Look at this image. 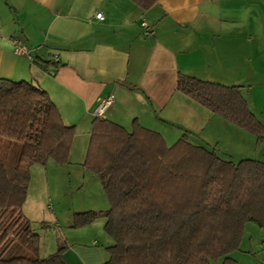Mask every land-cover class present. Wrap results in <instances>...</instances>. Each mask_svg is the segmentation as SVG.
<instances>
[{
    "label": "crops",
    "instance_id": "0c3cea01",
    "mask_svg": "<svg viewBox=\"0 0 264 264\" xmlns=\"http://www.w3.org/2000/svg\"><path fill=\"white\" fill-rule=\"evenodd\" d=\"M15 39L32 59L15 54ZM179 74L240 86L264 125V0H160L148 10L132 0H0V78L45 90L65 124L76 128L69 163L34 165L31 182L51 196L52 178L68 169L69 179L89 188L79 213L110 209L102 182L84 164L95 108L111 94L115 105L106 119L128 132L137 122L169 146L186 136L222 159L264 162V141L181 93ZM23 213L29 220L25 206ZM75 229L65 254L69 264H104L110 240L84 238L85 228ZM230 257L264 264V231L248 223Z\"/></svg>",
    "mask_w": 264,
    "mask_h": 264
},
{
    "label": "trees",
    "instance_id": "16d2710c",
    "mask_svg": "<svg viewBox=\"0 0 264 264\" xmlns=\"http://www.w3.org/2000/svg\"><path fill=\"white\" fill-rule=\"evenodd\" d=\"M144 10L160 0H132ZM178 90L230 123L264 141V125L240 86H225L179 74ZM76 134L49 94L31 82L0 78V148L20 143L12 176L0 159V264H69L68 247L47 258L4 255L25 236L39 250L23 213L34 165L69 163ZM85 168L104 187L110 209L75 213L73 228L104 217L113 243L104 264H238L245 227L264 231V162L219 157L184 136L169 146L137 122L132 132L95 119Z\"/></svg>",
    "mask_w": 264,
    "mask_h": 264
},
{
    "label": "rangeland",
    "instance_id": "374dc122",
    "mask_svg": "<svg viewBox=\"0 0 264 264\" xmlns=\"http://www.w3.org/2000/svg\"><path fill=\"white\" fill-rule=\"evenodd\" d=\"M20 146V143H15V145L4 143L0 148V159L5 165L9 176H12L14 173ZM66 171L67 175L66 173H62L64 171L58 172L56 175L57 181L52 178L51 196H47L48 193L43 195L40 192L41 187L37 186L35 179L32 182L30 181L28 200L24 205L25 214L30 217L29 220L31 221L33 233L40 237L39 250L36 251L32 241L27 240L23 235L17 239L16 243L4 255L5 259L9 260L17 257L44 259L56 253L59 246H69V243L72 242L73 239L69 235L76 230L73 228L74 215L80 212L78 209H82V207L89 203L88 199L90 195L88 194L89 188H82L78 180L73 181L75 177H73L72 180L69 179L68 169ZM45 172L46 171H44V177L46 178H44V182L48 189L50 185L49 176ZM39 179L38 177L37 180L39 181ZM70 181H72L73 184H71ZM105 222V218L101 217L93 223L94 225L91 224L93 225L92 227H82L85 228L82 237L88 238L91 237L92 234H95L96 238L98 237L97 235H101L110 240L109 242L113 243L112 239L105 232ZM108 257L109 255L107 259ZM212 264H223V262L220 260L218 263Z\"/></svg>",
    "mask_w": 264,
    "mask_h": 264
},
{
    "label": "built area",
    "instance_id": "2783aa9c",
    "mask_svg": "<svg viewBox=\"0 0 264 264\" xmlns=\"http://www.w3.org/2000/svg\"><path fill=\"white\" fill-rule=\"evenodd\" d=\"M96 17L100 20H104V16L102 13H98ZM143 28L145 29L144 34L149 35L151 33L147 23H142ZM14 52L17 56H29L30 59V51L28 47L19 39L14 40ZM59 61V60H58ZM115 105V96L113 94L108 97L102 99L98 106L95 108L94 116L96 119H106L107 112L112 109Z\"/></svg>",
    "mask_w": 264,
    "mask_h": 264
}]
</instances>
